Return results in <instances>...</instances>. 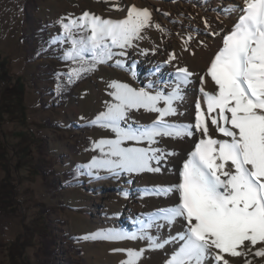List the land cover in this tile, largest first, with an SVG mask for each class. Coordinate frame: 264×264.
I'll return each mask as SVG.
<instances>
[{"label": "rangeland", "instance_id": "rangeland-1", "mask_svg": "<svg viewBox=\"0 0 264 264\" xmlns=\"http://www.w3.org/2000/svg\"><path fill=\"white\" fill-rule=\"evenodd\" d=\"M164 2L29 0L25 10V0H0V82L3 87L18 84L23 89L29 121V126L23 127L10 121L0 110V143L9 145L12 162H15L18 157L15 148L19 142L35 138L29 153L39 160L42 171L35 179L34 189L36 197L48 208L50 230L56 239L55 264H121L127 258L124 251L127 249H144L138 264H162V261L165 264L174 247L179 245V242H169L163 248H152L146 238H85L111 231L136 232L139 227L134 223L139 219L152 216L174 202L172 199L162 201L151 191L157 185L151 180L150 172L117 175L108 170L94 169L89 175L83 167L93 157L101 155L94 142L114 138L109 129L92 123L112 101L110 84L113 81L136 88L151 85V90L164 91L172 90L177 83L176 78H168V72L176 71L183 64L185 52L181 45L170 41L169 35L179 27L183 28L181 16L186 14L179 10L178 4L170 9ZM113 5H118V9ZM130 5L147 8L151 12L150 26L141 33L143 38L125 49L126 55L113 56L98 64L94 71L85 73L86 78L76 84V79L69 83L67 73L79 65L65 58L71 42L64 39L61 19L67 22L69 17L76 19L84 12L105 19H122ZM157 24L160 28L156 27ZM213 28L216 33L223 32L222 26L215 24ZM38 32H43L47 38L42 43L36 36ZM80 32H76L78 37ZM191 33L192 42L196 33L193 32V36ZM114 51L119 52L120 49ZM173 53L175 59L169 63ZM117 61H122L123 66H117ZM204 61L206 59L195 58L186 64L196 68ZM198 76V73L194 74L195 78ZM57 85H61L59 92ZM212 88L215 89L214 86ZM66 91L68 95L64 96ZM184 91L187 97L183 96L179 101L176 106L178 114L173 118L192 120L193 113L189 107L194 99V90L187 85ZM150 114L152 112L143 109L133 111L130 122L149 124L152 121ZM45 122L51 125L43 126ZM212 135L215 138L220 136L215 128ZM132 145L133 142H125V146ZM165 145L163 139L157 146ZM4 175L0 166V187ZM24 212L22 205L14 212L0 208V264H10L4 246L24 231V223L29 220ZM160 223L159 229L153 227L148 230L151 236L169 239V233L175 236L183 230L179 219L171 226L163 221ZM67 238L73 239L72 242ZM26 257L33 263L45 258L35 248L30 249Z\"/></svg>", "mask_w": 264, "mask_h": 264}, {"label": "snow or ice", "instance_id": "snow-or-ice-1", "mask_svg": "<svg viewBox=\"0 0 264 264\" xmlns=\"http://www.w3.org/2000/svg\"><path fill=\"white\" fill-rule=\"evenodd\" d=\"M237 8V22L223 35L222 46L200 78L204 103H195L194 122L168 119L177 116L176 102L183 100V88L191 82L193 73L186 66L177 68V83L170 92L151 90V85L110 84L112 101L92 123L109 129L114 138L94 142L101 155L83 166L89 175L94 169L117 175L159 173L173 154L157 146L164 138L200 136L182 164L179 182L151 189L178 193L174 205L141 221L136 232L111 231L86 239L146 238L152 248L179 242L167 264H230V258L247 257L254 248L256 257H264V0H240ZM60 23L64 39L71 42L65 58L79 65L67 73L71 83L113 56L126 55L124 50L142 39V31L150 26L151 12L130 5L122 19L84 12ZM77 31L86 34L78 37ZM172 59L174 53L168 62ZM116 63L123 66L122 61ZM205 76L214 82V91L203 87ZM141 109L156 113V118L143 125L130 122V113ZM209 123L224 138L211 135ZM144 143L147 146H136ZM178 219L183 230L175 236L169 233V239H161L149 234V229L162 226L160 221L171 226ZM124 251L127 258L121 264H138L144 249Z\"/></svg>", "mask_w": 264, "mask_h": 264}, {"label": "bare ground", "instance_id": "bare-ground-1", "mask_svg": "<svg viewBox=\"0 0 264 264\" xmlns=\"http://www.w3.org/2000/svg\"><path fill=\"white\" fill-rule=\"evenodd\" d=\"M239 2L240 0H165L164 3L170 9L174 8V6L178 4L179 10L186 14V16H181L184 22L183 28L179 27L177 29L178 31L173 32L171 35H169V39H171L170 41L173 44L181 45L182 50L185 52L182 57L183 64L180 67L186 66L189 71L193 73V76L190 78L191 82L188 84V86L190 90H194V99L190 104L191 107H189L193 113L192 120L187 119L186 121H182L178 120L179 118L177 119L169 117L170 120L185 123L194 122L195 103L198 100L202 104L204 103V98L199 91L201 87L200 78L201 76H204L211 59L214 57L218 49L222 46L223 35L227 34V32L231 30L234 24L237 22V5L239 4ZM205 21L207 23H205ZM215 24L218 26H222V33L215 32L213 28ZM189 32L196 33L194 36L191 33L194 37L192 42L188 39ZM195 58H198L200 60L206 59V61H204L200 66L196 68H190L186 63ZM195 73L199 74L197 78L194 77ZM173 77L177 79L176 71L170 70V72H168V78ZM205 81L206 82L204 83L203 87L209 92L214 91L215 89H213L212 86H214L215 88V85L214 82L211 81L210 77L205 76ZM168 91L170 92L171 90L168 89ZM183 96L187 97V93L185 91L183 92ZM177 105H179V101L176 102V106ZM155 118L156 113H152L149 115L150 120L153 121ZM213 130L214 126L209 123V132L211 135L213 134ZM199 136L200 134L196 133V135H194L193 137H184L180 139L164 138L166 145L163 148H166L169 153L173 154L168 156L167 164L162 167L159 173L150 172L151 180H153V182H155V184L157 185H154L153 188L179 182V173L181 171L182 164L184 160L190 155ZM216 138L224 137L220 135ZM158 196L162 201L169 199L174 200L172 204L174 205L177 202L178 193L173 192L169 193L168 195L158 194ZM170 206L168 205L167 207ZM148 217L149 216H145L144 218L139 219L136 223H134V225L140 227V222L143 221L146 223ZM181 225L183 227V221ZM178 247L179 245L176 248L174 247L173 252L175 250H178ZM254 252L255 248L247 257L230 258V264H244L245 260H251L252 264H264V257H256L254 255ZM161 263L163 264V261ZM212 264H215V261H212Z\"/></svg>", "mask_w": 264, "mask_h": 264}, {"label": "trees", "instance_id": "trees-1", "mask_svg": "<svg viewBox=\"0 0 264 264\" xmlns=\"http://www.w3.org/2000/svg\"><path fill=\"white\" fill-rule=\"evenodd\" d=\"M28 2L29 0H25V10ZM85 34L81 31L79 36ZM36 36L41 43L47 39L43 32H38ZM86 77L87 74H83L74 83ZM62 80L64 81L65 78L62 77ZM67 95L66 91L64 96ZM0 110L10 121L18 122L23 127L29 126L25 93L18 84L3 87L0 82ZM46 124L51 125L50 122L42 125ZM34 142L35 138H26L19 142L15 148L18 156L15 162H12L9 145L0 143V166L5 172L0 187V208L5 212H14L19 205H22L25 209V217H29L24 223V231L4 246L10 264H55L57 258L56 239L50 230L48 208L35 195L34 182L41 174L42 168L39 160L29 153V148ZM67 240L72 242L73 239L67 238ZM32 248L42 252L45 256L43 261L33 263L27 259V253Z\"/></svg>", "mask_w": 264, "mask_h": 264}]
</instances>
